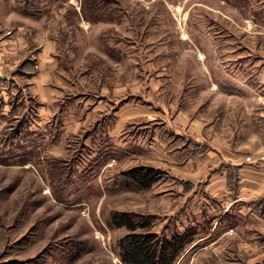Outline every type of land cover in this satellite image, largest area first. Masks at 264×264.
<instances>
[{"label": "crops", "instance_id": "1", "mask_svg": "<svg viewBox=\"0 0 264 264\" xmlns=\"http://www.w3.org/2000/svg\"><path fill=\"white\" fill-rule=\"evenodd\" d=\"M2 2L0 15L17 13V0L8 10ZM13 29L0 18V119H18L19 132L24 124L28 148L58 159L87 145L95 155L104 148L105 166L130 152L152 158L167 168L151 187L171 177L187 199L184 231H198L175 264H264V29L249 35L226 70L207 69L201 90L189 84L192 71L150 61L130 71L128 53L108 45L124 67L83 91L56 40L28 49ZM14 91L30 104H11Z\"/></svg>", "mask_w": 264, "mask_h": 264}, {"label": "rangeland", "instance_id": "2", "mask_svg": "<svg viewBox=\"0 0 264 264\" xmlns=\"http://www.w3.org/2000/svg\"><path fill=\"white\" fill-rule=\"evenodd\" d=\"M3 1L8 10L12 0ZM101 2L103 9L93 14L82 11V0H17V13L11 8L0 18L26 37L28 49L56 40L81 91L103 85L124 67L106 53L108 45L128 53L130 71L135 64L145 70L149 61L171 72L192 71L189 84L201 90L207 69L226 70L228 61L246 52L249 35L264 29V0ZM26 99L22 91L10 97L18 107L30 104ZM17 120L0 119V264H123L118 241L127 230L110 224L114 211L150 217L161 237L184 232L187 199L171 177L142 189L124 175L143 160H150L143 168L160 176L167 167L131 152L105 166L104 148L95 155L89 145L62 159L42 158L23 141L24 124L19 132Z\"/></svg>", "mask_w": 264, "mask_h": 264}, {"label": "trees", "instance_id": "3", "mask_svg": "<svg viewBox=\"0 0 264 264\" xmlns=\"http://www.w3.org/2000/svg\"><path fill=\"white\" fill-rule=\"evenodd\" d=\"M103 2L82 0L84 13L96 14ZM125 174L142 189H149L159 179V172L151 168L135 167ZM110 224L125 228L127 233L118 241V254L123 264H175L185 248L194 240L198 231L188 229L173 233L171 237H161L152 230L150 217L133 212L114 211Z\"/></svg>", "mask_w": 264, "mask_h": 264}]
</instances>
